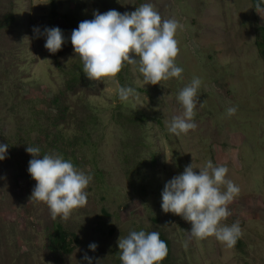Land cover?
Segmentation results:
<instances>
[{"label": "rangeland", "instance_id": "rangeland-1", "mask_svg": "<svg viewBox=\"0 0 264 264\" xmlns=\"http://www.w3.org/2000/svg\"><path fill=\"white\" fill-rule=\"evenodd\" d=\"M52 2L59 20L51 16ZM145 3L181 25L174 61L181 77L144 85L134 66L125 64L115 77L95 81L83 74L69 87L68 72L82 64L70 42L72 30L94 12H131ZM0 24V143L8 145L0 161V264H87L85 255L93 264H116L118 239L133 230L158 231L169 241L172 264H264V60L254 46L264 17L250 0H0ZM34 27H59L68 42L52 54ZM194 77L201 80L197 127L171 134L167 123L183 111L178 93ZM116 81L135 89V96L121 101ZM39 96L67 105L62 128L79 143L66 155L92 176L87 204L68 219L53 220L46 203L29 199L36 181L25 149L39 140L41 121L33 114ZM233 106L236 113L227 116ZM133 115L144 119L126 120ZM88 118L93 123L81 133ZM208 160L226 165V179L240 189L228 205L231 215L220 222H239L241 235L232 247L214 236L192 238L189 222L161 209L165 183L191 163L198 173ZM55 225L76 235L70 255L48 250ZM91 243L98 245L95 251Z\"/></svg>", "mask_w": 264, "mask_h": 264}, {"label": "clouds", "instance_id": "clouds-1", "mask_svg": "<svg viewBox=\"0 0 264 264\" xmlns=\"http://www.w3.org/2000/svg\"><path fill=\"white\" fill-rule=\"evenodd\" d=\"M254 7L264 17V0H256ZM179 28L175 18L162 19L151 3H145L131 12H94L93 19L80 22L72 30L70 42L89 80L115 77L127 64L141 74L144 85H156L181 77L183 69L174 62L179 53L175 38ZM33 33L36 38H45L44 47L52 54L68 42L59 27H44L43 31L34 27ZM116 84L121 101L135 96V89L120 86L118 81ZM200 86V78L194 77L179 91L177 100L183 111L167 123L169 133L179 136L197 127L193 118ZM236 111V107H228L226 115L232 116ZM25 151L33 157L27 171L36 181L29 199L46 203L53 220L58 216L68 219L73 209L87 204L85 189L92 180L91 174L78 170L61 154L41 156L37 146H27ZM7 152L8 145L0 143V161L7 158ZM194 169L197 168L191 163L165 183L162 211L189 222V233L194 239L214 236L225 246H234L241 235L239 222L230 226L220 222L231 215L228 205L239 194V187L226 179L228 167L224 164L214 165L208 160L198 173ZM117 243L121 264H160L167 256V244L158 231L133 230L126 237H119ZM88 247L95 251L98 245L91 243ZM83 259L93 264L92 257L85 255Z\"/></svg>", "mask_w": 264, "mask_h": 264}, {"label": "trees", "instance_id": "trees-1", "mask_svg": "<svg viewBox=\"0 0 264 264\" xmlns=\"http://www.w3.org/2000/svg\"><path fill=\"white\" fill-rule=\"evenodd\" d=\"M252 4V8L254 11L256 0H250ZM257 12V11H256ZM51 16L55 20H59L62 16L59 13V8L52 2L51 3ZM8 19H5L4 25H8ZM0 24V27L1 25ZM259 35L256 41L254 42V46L259 54V56L264 60V26L259 28ZM83 65L81 63H77L73 65V71L70 70L69 75L70 79L67 80L69 87H75L80 82H82V71ZM120 75V82L123 85V78ZM39 100L35 105L36 110H34V115L40 118V121L37 126V135H39V140H37L36 145L40 148V153L44 154L46 151H51L52 153L61 154L66 160H68L71 156L66 155L68 149H75L74 146L79 143L77 140V136H68L64 134V128H62L63 124L66 123V114L68 111L67 105L63 102L59 101L58 98H54L49 101L45 99L44 96L37 97ZM47 104H50L48 107ZM143 116L133 115L130 118L126 119L127 121H133L134 123H140L143 121ZM63 123V124H62ZM82 127L79 129L81 133L87 132V126L93 123L92 118H88L86 121H81ZM41 135L44 136V140L42 144H40ZM81 145V143H80ZM10 152L15 151V147L12 146L9 148ZM50 152V153H51ZM10 155V154H9ZM8 155V156H9ZM130 164V162L128 163ZM133 164V163H131ZM141 164H136L135 167L139 168ZM133 167V165H131ZM133 170V169H132ZM17 179V178H16ZM167 244V256L160 262V264H172L170 263V244L169 241L162 238ZM49 247L48 250L52 253H61L63 255H70V253L74 250L75 245L77 244V238L75 234H70L68 231L64 230L60 225H55L53 229V233L48 236ZM116 264H121L119 257L116 260Z\"/></svg>", "mask_w": 264, "mask_h": 264}]
</instances>
